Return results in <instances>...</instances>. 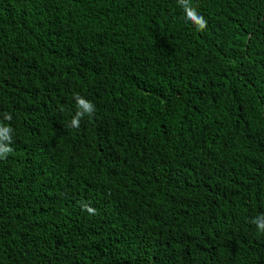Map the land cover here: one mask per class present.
Returning <instances> with one entry per match:
<instances>
[{
	"label": "trees",
	"instance_id": "16d2710c",
	"mask_svg": "<svg viewBox=\"0 0 264 264\" xmlns=\"http://www.w3.org/2000/svg\"><path fill=\"white\" fill-rule=\"evenodd\" d=\"M191 5L0 0V264H264V0Z\"/></svg>",
	"mask_w": 264,
	"mask_h": 264
},
{
	"label": "clouds",
	"instance_id": "9594fccd",
	"mask_svg": "<svg viewBox=\"0 0 264 264\" xmlns=\"http://www.w3.org/2000/svg\"><path fill=\"white\" fill-rule=\"evenodd\" d=\"M178 3L185 13L186 20L193 22L196 25L197 30L202 31L207 27V21L191 5V0H178ZM74 98L77 102V112L71 120V126L78 128L80 120L85 115L91 116L94 114L95 105L90 101L85 100L79 94H76ZM11 119V114H4V120L11 121ZM12 131L13 130L10 126L0 123V159H6L7 155L12 151L11 147H9L12 142ZM85 207L90 213H95V209L88 208L87 205H85ZM250 223L254 224L260 233H264V214L253 217L250 220Z\"/></svg>",
	"mask_w": 264,
	"mask_h": 264
}]
</instances>
